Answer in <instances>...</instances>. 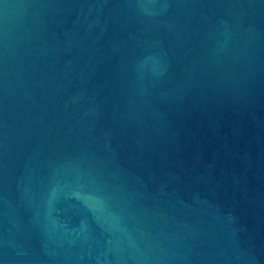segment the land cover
<instances>
[{"label": "water", "instance_id": "95a60500", "mask_svg": "<svg viewBox=\"0 0 264 264\" xmlns=\"http://www.w3.org/2000/svg\"><path fill=\"white\" fill-rule=\"evenodd\" d=\"M0 264H264V0H0Z\"/></svg>", "mask_w": 264, "mask_h": 264}]
</instances>
